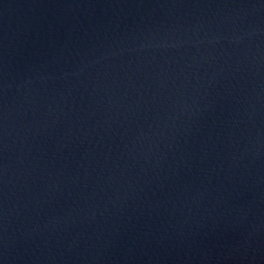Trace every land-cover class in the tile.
<instances>
[{"label":"water","instance_id":"95a60500","mask_svg":"<svg viewBox=\"0 0 264 264\" xmlns=\"http://www.w3.org/2000/svg\"><path fill=\"white\" fill-rule=\"evenodd\" d=\"M0 264H264V0H0Z\"/></svg>","mask_w":264,"mask_h":264}]
</instances>
